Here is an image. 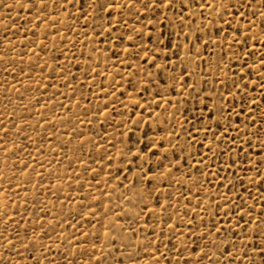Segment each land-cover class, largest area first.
<instances>
[{"label":"rangeland","instance_id":"1","mask_svg":"<svg viewBox=\"0 0 264 264\" xmlns=\"http://www.w3.org/2000/svg\"><path fill=\"white\" fill-rule=\"evenodd\" d=\"M0 264H264V0H0Z\"/></svg>","mask_w":264,"mask_h":264}]
</instances>
